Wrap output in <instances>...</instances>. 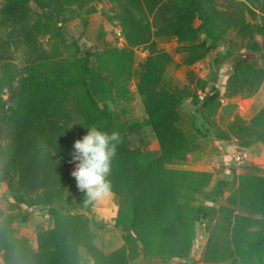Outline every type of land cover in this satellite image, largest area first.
<instances>
[{
    "label": "trees",
    "instance_id": "trees-1",
    "mask_svg": "<svg viewBox=\"0 0 264 264\" xmlns=\"http://www.w3.org/2000/svg\"><path fill=\"white\" fill-rule=\"evenodd\" d=\"M82 5L84 0H70ZM119 7L121 30L131 46L144 45L148 55L140 63L136 90L142 98L146 119L136 122L152 131L158 152L130 149L126 128L114 107L130 101L129 76L132 53L107 48L95 54L90 66L88 52L71 74L61 65L45 60L28 61L17 71L10 61L0 64V182H5L18 205L49 206L65 200L75 208L89 212L85 192L77 187L70 168L73 145L95 125L101 130L118 129L123 142L112 160L111 191L117 199L115 227L125 231L124 244L104 252L94 243L92 220L85 214L50 208L53 227L35 234L31 241L16 233V225L25 219L21 214L0 212V250L4 264H80L83 249L92 264H130L137 257L170 261L189 253L194 238V224L206 217L202 206H192L195 194L205 191L213 174L168 168L186 161L189 140L176 125L179 120L178 98L159 88L164 69L171 60L158 49L155 38H176L188 43L186 65H191L216 47L230 29L244 41L247 50L262 51L263 68L254 70L237 60L234 70L250 73L257 84L264 81V27L245 21L244 15L231 7L219 9L216 0H112ZM231 3L236 0H227ZM264 14V0H244ZM30 2L39 7L52 0H7L0 7V27L9 26V36L23 34L31 47L34 33L51 32L48 25L31 26L26 8ZM254 14V10H249ZM198 19V25H195ZM58 26L56 30H58ZM201 33L204 38L198 43ZM261 37V43L255 36ZM255 71V72H254ZM254 72V73H253ZM18 84L13 104L6 107L1 94L4 88ZM217 88L211 86L201 100L200 109L213 113ZM102 104V107H100ZM236 119L231 131L241 147L264 143V100L260 110L247 124ZM222 135L227 138L225 133ZM2 136V137H1ZM234 172L223 173L216 180L214 195L221 193ZM226 202L252 216L234 214L222 207L225 238L211 233L204 251L205 261L230 260L234 264H264V179L253 181L241 176L238 188ZM22 217H18V216ZM17 217L19 219H17ZM139 243L141 247L139 248Z\"/></svg>",
    "mask_w": 264,
    "mask_h": 264
},
{
    "label": "rangeland",
    "instance_id": "rangeland-1",
    "mask_svg": "<svg viewBox=\"0 0 264 264\" xmlns=\"http://www.w3.org/2000/svg\"><path fill=\"white\" fill-rule=\"evenodd\" d=\"M7 0H0V7ZM219 9L231 7L232 10L244 15L245 21L259 24L264 27V14L256 10V6L244 0L229 2L216 0ZM254 10V14L249 10ZM29 15V25L36 21L38 27L48 25L51 32L34 33V43L30 47L23 34L9 36V26L0 27V64L1 61H10L17 71L21 70L28 61L45 60L48 65L56 63L74 74L77 72L78 62L87 55L89 65L94 66L95 54L107 48L132 53L129 76L130 101L118 104L113 109L120 121L123 122L130 149L138 148L141 151L158 152L157 141L149 127H138L136 122L146 119L142 98L136 90L139 81L140 63L148 55L146 46H131L125 39L120 27L118 14L119 7L112 0H84L82 5L72 3L70 0H52V3L39 7L30 2L26 8ZM198 25V19H195ZM59 27L56 30V27ZM41 26L40 29H44ZM236 29L228 30L216 47L202 58L185 64L188 55V43L180 42L176 38H155L158 49L170 56L166 65L159 88L174 94L178 100L177 112L178 128L188 137L189 153L186 161L174 162L168 168L204 172L213 174L212 180L205 191L195 194L192 206H202L206 217L194 224V238L188 254L170 261L158 258L146 259L137 257L130 264H234L230 260L205 261L203 259L207 242L216 228L220 238H225V228L222 207L231 208L226 198L238 188L241 176L250 177L253 181L264 179V143L257 142L241 147L240 141L231 131V125L236 119L247 124L263 105L264 81L257 84L250 73H238L234 70L236 61H242L254 70L263 68L262 51L247 50L244 41L236 33ZM204 38L201 33L198 43ZM255 40L261 43V37L256 35ZM255 72V71H254ZM253 72V73H254ZM211 86L217 88V97L214 101L213 113L207 109H200L195 100H201L209 92ZM18 84L13 82L10 87L4 88L1 94L6 107L13 104ZM102 107V104H100ZM222 133L228 137L225 138ZM2 137V136H1ZM0 138V147L5 143ZM75 166L70 168V175ZM234 172L229 178L221 193L214 195L216 180L222 178L223 173ZM117 199L112 196L103 201H94L90 211L85 212L62 202H53L51 205L18 206L7 190L6 183L0 182V212L2 215L11 213L21 214L25 219L16 225V233L31 241L35 248V234L38 231L49 230L53 227L49 209L62 207L64 212L71 214H85L92 220L91 231L95 234L94 243L104 252H111L124 244L123 231L115 227L114 220L117 212ZM234 214L252 216L237 207ZM18 216V217H22ZM17 217V219H19ZM257 217V216H252ZM142 246V245H141ZM140 248V247H139ZM3 252L0 250V264ZM80 264H92L91 259L83 249H79Z\"/></svg>",
    "mask_w": 264,
    "mask_h": 264
},
{
    "label": "clouds",
    "instance_id": "clouds-1",
    "mask_svg": "<svg viewBox=\"0 0 264 264\" xmlns=\"http://www.w3.org/2000/svg\"><path fill=\"white\" fill-rule=\"evenodd\" d=\"M123 137L118 129L104 131L95 125L88 128L87 134L75 141L73 160L75 178L79 190L85 192L88 201H103L112 196V160L117 154Z\"/></svg>",
    "mask_w": 264,
    "mask_h": 264
},
{
    "label": "water",
    "instance_id": "water-1",
    "mask_svg": "<svg viewBox=\"0 0 264 264\" xmlns=\"http://www.w3.org/2000/svg\"><path fill=\"white\" fill-rule=\"evenodd\" d=\"M139 247H141V243H139Z\"/></svg>",
    "mask_w": 264,
    "mask_h": 264
}]
</instances>
